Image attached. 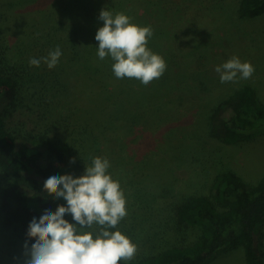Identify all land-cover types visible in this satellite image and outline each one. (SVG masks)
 Returning a JSON list of instances; mask_svg holds the SVG:
<instances>
[{"label": "trees", "instance_id": "1", "mask_svg": "<svg viewBox=\"0 0 264 264\" xmlns=\"http://www.w3.org/2000/svg\"><path fill=\"white\" fill-rule=\"evenodd\" d=\"M34 1L16 2L17 8L25 11L30 8L28 3H33L30 5L34 7L33 11L26 17L27 22L23 20V25L20 26L19 22L12 24L17 29L12 38H0V235L6 234L10 243L17 244L20 239L29 245L35 242L27 236L31 220L34 217L39 220L46 209L55 212L58 206H66L63 198L48 196L43 188L44 181L52 175L71 174L74 178L79 177L85 173L86 166L91 165L92 159L84 158L87 152H80L81 147L76 146H84L85 149L88 142L96 140L97 143L101 137L98 142L101 144V155L106 154L108 159H114L102 146L108 148L110 145L108 135L104 130L97 131L98 125L95 123L93 126L88 118L87 123L91 127H86L79 137L74 138L75 142L68 143L61 138L47 136L51 127H65L80 117L86 118L80 107V115L59 114L60 109L57 110L59 96L65 95L60 100H66L70 105L78 99L70 98L71 90L79 83L72 82V78L82 81L88 78L97 83V89H93L94 98L105 102L106 108L103 110L107 111L104 120H111V124L104 126L114 132L118 148L123 136H135L136 124L142 121L144 125L141 131L145 137L144 129L149 118L154 116V126L161 129L165 127L164 121H170L167 120L171 118L168 114L183 105V100H174L178 93L170 87L164 88L175 85L166 72L154 80L151 87H140L142 96L135 91L139 80L115 77L111 58L101 60L97 55L98 42L92 36L94 30L89 26L87 33L78 18L79 15L87 16L84 12L90 9L88 4H92L91 0H56L46 9L35 6L40 0ZM6 6L13 9L14 2L0 0V7ZM8 9L5 13L0 11V19L6 22L11 18ZM104 9L113 14L120 12L112 8V4ZM239 12L243 17H256L264 12V0H240ZM74 15L76 19L69 26L67 20L73 19ZM37 19H44L43 26L32 22ZM2 28L5 29L0 24V30ZM57 46L62 55L56 67L49 69L43 60L39 67L29 65L31 58L47 57ZM164 57L169 59L166 55ZM150 89L155 91L148 99L144 98ZM87 96L88 93L82 97ZM157 99L162 101L154 102ZM22 108L35 111L45 120V125H49L40 132L22 135L8 120ZM210 110L209 125L217 141L236 143L264 132V106L250 84L233 89ZM80 123L81 120L77 124ZM163 138L158 139L161 145ZM119 152L116 161L122 158V149ZM148 156L145 155L143 164H148ZM141 174L148 179V183L138 180L141 185L153 182L145 171ZM217 180L209 192L189 194L175 204L174 218L177 224L199 228L194 241L175 242L149 255L135 258L128 264H208L209 259L222 249L240 246L244 248L248 264H264L259 235V226L264 224V175L250 183L229 169L220 173ZM147 198L149 202L155 201L154 207L167 206L172 200V197L154 193ZM65 219L75 223L70 214H66Z\"/></svg>", "mask_w": 264, "mask_h": 264}, {"label": "rangeland", "instance_id": "2", "mask_svg": "<svg viewBox=\"0 0 264 264\" xmlns=\"http://www.w3.org/2000/svg\"><path fill=\"white\" fill-rule=\"evenodd\" d=\"M17 1L9 0L14 2L13 9L6 6L10 10L11 21L0 19V24L5 28L0 30L1 39L5 36L12 38L17 33L12 24L19 22L20 26L23 25L27 22L28 14L33 11L34 7L30 6L33 3H28L30 8L26 9V12L17 8ZM30 1L33 0H24V3ZM91 1L92 4H88L90 9L84 12L87 16L79 15L78 18L87 33L89 26L92 27V36L103 26L104 22L98 15L108 4L130 16L134 24L151 26L154 34L148 47L164 58L167 63L165 72L170 75L169 79L175 82L173 87L164 88L170 87L169 89L178 93L173 97L175 101L183 100L181 107L168 114L171 118L167 119L170 121H164L165 127L157 129L153 116L146 122L144 137V132L141 131L144 124L141 121V124H136L135 136H123L121 147L118 148L114 132L106 128L111 124V120H104V113L107 111L103 110L106 108L105 102L94 98L93 89H97V83L89 81L88 78L84 81L72 78V82L79 83L71 90L70 98L78 99L70 105L66 100H60L59 96L56 102L57 110L60 109L59 114L64 112L65 115H80V107L86 118L80 117V124H77L78 120L65 127H51L47 133L50 138L57 137L68 143L75 142L74 138L79 137L86 127H91L87 118L93 126L95 123L98 125L97 131L106 132L108 144L111 146H102L108 151L109 157H114H110L113 160L108 159L106 154L101 155V144L98 143L101 137L97 143L96 140L88 142L85 149L84 146L76 147H81L80 152H87L84 156L86 160L103 156L110 162L108 172L114 180L119 181L126 198L127 216L118 225V230L137 244L138 252L135 258H141L175 242L189 243L197 238L200 231L197 226L181 227L174 218L175 204L179 200L189 194L209 192L216 185L218 175L229 169L236 171L244 181L250 183L256 182L264 175V132H258L251 138L236 143H223L213 138L209 125L211 107L233 89L244 84L255 88L257 98L264 106V12L252 18L243 17L239 12L240 0ZM54 2L57 1L40 0L35 6L46 9ZM6 8L0 7V11L5 13ZM75 19L76 16L67 20L68 25ZM32 22L43 26L44 19ZM233 56L239 57L241 62H250L255 71L250 79H240L238 74L236 82L221 83L220 74L215 68ZM137 85L135 91L142 96L141 88L144 85ZM152 85L151 82L147 86ZM153 91L155 90H148L149 93L144 95V98L148 99ZM87 93L88 96L83 98ZM64 97L66 96L61 99ZM161 101L162 99H157L154 102ZM8 120L11 126L18 128L25 136L40 132L49 125H45V120L35 111L26 108L18 110ZM162 137L164 138L161 145L158 139ZM121 149L122 158L116 161L115 157L121 153ZM145 155L150 158L148 164H143ZM143 171L153 182L148 185L140 184L138 180L148 183V179H144L141 174ZM126 174L128 177H125ZM152 193L172 197V200L167 206L154 207L155 201L149 202L150 199L147 198ZM115 230L117 229H112ZM259 235L264 252V224L259 226ZM24 244L20 239L17 244L10 243L6 234H1L0 264H24ZM28 246L31 247L29 244ZM208 264L248 263L244 248L240 246L222 249L209 259Z\"/></svg>", "mask_w": 264, "mask_h": 264}, {"label": "clouds", "instance_id": "3", "mask_svg": "<svg viewBox=\"0 0 264 264\" xmlns=\"http://www.w3.org/2000/svg\"><path fill=\"white\" fill-rule=\"evenodd\" d=\"M99 19L104 23L95 35L97 55L101 60L111 58L117 79H136L147 86L162 77L167 63L148 47L154 34L151 26L134 24L123 12L113 14L107 9L101 10ZM61 55L57 46L47 57L31 58L29 65L39 67L43 60L53 69ZM215 71L220 82L227 83L236 82L238 74L240 79H250L255 68L233 56ZM110 167L107 158L93 157L79 177L52 175L44 181L48 196L63 198L66 206H58L55 212L46 209L39 220H31L27 236L35 242L30 248L27 241L23 245L24 264H128L135 259L137 244L118 230L127 216L126 198L119 181L108 172ZM66 214L75 223L66 220Z\"/></svg>", "mask_w": 264, "mask_h": 264}]
</instances>
